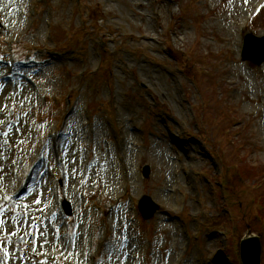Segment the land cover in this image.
Returning <instances> with one entry per match:
<instances>
[{"label": "rangeland", "instance_id": "obj_1", "mask_svg": "<svg viewBox=\"0 0 264 264\" xmlns=\"http://www.w3.org/2000/svg\"><path fill=\"white\" fill-rule=\"evenodd\" d=\"M0 25V264H241L248 236L264 264V0H0Z\"/></svg>", "mask_w": 264, "mask_h": 264}, {"label": "water", "instance_id": "obj_2", "mask_svg": "<svg viewBox=\"0 0 264 264\" xmlns=\"http://www.w3.org/2000/svg\"><path fill=\"white\" fill-rule=\"evenodd\" d=\"M243 60H248L259 66L264 63V37L257 38L253 35H246L241 53ZM143 176H149V167L143 168ZM68 214L69 206L65 204ZM158 207L148 197H142L139 202V210L144 219L151 218ZM261 244L258 237L243 239L240 242V260L242 264H260Z\"/></svg>", "mask_w": 264, "mask_h": 264}, {"label": "bare ground", "instance_id": "obj_3", "mask_svg": "<svg viewBox=\"0 0 264 264\" xmlns=\"http://www.w3.org/2000/svg\"><path fill=\"white\" fill-rule=\"evenodd\" d=\"M135 7H137L138 9H142L143 4L140 3V2H137V3L135 4ZM156 20H157V19H156ZM140 28H141V27H140ZM141 30L143 31V33H142V35H141V38H142V39H144V40H148V41H153V36H152L151 34H149L147 30H143L142 28H141ZM185 38H186V37H184V39H183V38L181 39V44L184 43V42H186V41H185ZM203 45H207V42H206V41H203ZM161 212H162V211H161ZM254 237H256V236H248L246 239H252V238H254Z\"/></svg>", "mask_w": 264, "mask_h": 264}, {"label": "snow or ice", "instance_id": "obj_4", "mask_svg": "<svg viewBox=\"0 0 264 264\" xmlns=\"http://www.w3.org/2000/svg\"><path fill=\"white\" fill-rule=\"evenodd\" d=\"M39 201H37V203H38Z\"/></svg>", "mask_w": 264, "mask_h": 264}]
</instances>
